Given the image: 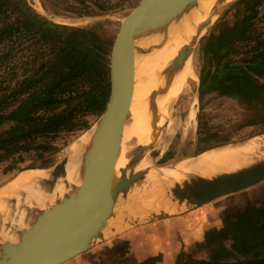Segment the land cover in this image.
Wrapping results in <instances>:
<instances>
[{
  "label": "rangeland",
  "instance_id": "obj_1",
  "mask_svg": "<svg viewBox=\"0 0 264 264\" xmlns=\"http://www.w3.org/2000/svg\"><path fill=\"white\" fill-rule=\"evenodd\" d=\"M25 1L36 13L52 24L81 28L93 32L102 40L103 46L108 52L119 24L140 2V0H86L84 3H78L74 0ZM223 1L225 0H217L218 3L215 4L216 6L212 8L209 14ZM95 5H100L103 10H98ZM245 7L246 2H241L228 8L213 20L195 44L188 59L190 60L192 77L187 79L180 94L172 102L168 119L155 133L152 146L146 153L149 157L151 169L157 168L166 161L174 160L176 157L179 160L186 156L191 158L201 151L224 145L239 144L252 138L264 136V115H261L263 106L260 100H257L258 97L255 100L247 101L236 96L220 95L217 91L221 87L219 83L223 82L224 84L226 78L225 76H213L218 65L223 67L228 61L238 63L250 52L255 54L253 43L249 42L246 46V43L242 40L243 37L247 40L257 37L264 41V0H259L255 8L258 14L255 19L250 21L251 24L243 29L245 34L232 38L226 46L220 43V39H226L230 30L237 29L243 17L248 16L249 12L246 13ZM24 59L25 57L20 59L19 56L17 57L18 78L22 74L20 67ZM251 73L253 79L264 83L263 74L259 72ZM1 75L6 76L3 71L0 72ZM211 82H213L212 86H210ZM190 112H194V122L188 138L183 140L186 120ZM99 118L98 115L81 117L78 119L76 131L62 134L54 140H41L42 149L38 151L41 154L40 156L36 157L32 153L31 155H21L22 161H17L18 156H14L0 162V189L24 170L46 169L53 171L55 166L66 158L68 147L81 134L94 127ZM159 152H164L165 156L156 161L154 156ZM260 160H264V158L257 161ZM140 185L144 190L153 191L152 178L150 177L143 179ZM260 185L259 187L258 185L252 186L251 189L256 191L254 187H257L259 189L257 194L264 197V184L263 186ZM130 194L133 199H130L131 202H127ZM137 195L139 198L144 197V195L140 196L134 191L129 192L125 197L124 195L119 196L116 207L120 212L123 210L129 211L128 214L122 217L123 219L137 215L142 211L136 212L132 204L135 203L132 200L135 201ZM23 196V194H19L15 201L20 202L24 198ZM9 203H11L10 197L3 200V206ZM131 204L132 208H130ZM20 209L18 207V210ZM263 209V207L259 209L261 216H264ZM35 211L32 213L34 214ZM227 213L226 210H222L220 220L205 226L199 225L197 227L200 231L197 235L198 240L192 248H188L190 250H187L186 253L191 252L196 260L203 262H244L242 256L234 249L236 236L233 235L231 229L232 225L236 223L244 224V222L237 217L240 215H236L235 212H232V214ZM13 230L19 232L24 229ZM106 237H109V235H106ZM247 237L248 239L251 238L249 235ZM263 241L264 236H259L255 240V244L260 245ZM100 243L93 241L92 247L81 254V257H85L88 264H124V262L128 264L125 260L120 261L121 263L118 262V257L121 258L128 252L123 242L112 249L113 252L109 250L108 239L103 243V246ZM184 262L185 260H182L180 264Z\"/></svg>",
  "mask_w": 264,
  "mask_h": 264
},
{
  "label": "trees",
  "instance_id": "obj_2",
  "mask_svg": "<svg viewBox=\"0 0 264 264\" xmlns=\"http://www.w3.org/2000/svg\"><path fill=\"white\" fill-rule=\"evenodd\" d=\"M258 1L236 3L246 2L245 10L249 14L237 29L230 30L226 39L219 40L221 44L226 46L232 38L245 34L243 29L258 14L255 9ZM95 6L103 10L100 5ZM243 38L246 46L253 43L254 52L261 51L250 52L238 63L228 61L223 67L218 65L213 76L226 78L224 84L219 83L220 95L247 101L258 97L263 116L264 83L253 79L251 72L264 75V41L257 37ZM109 53L102 40L89 30L52 24L25 0H0V72L6 75L0 76V162L14 156L22 161L21 155L32 153L40 156L41 140H54L76 131L81 117L100 116L109 93ZM18 56L25 57L19 78ZM238 217L244 224L231 226L236 236L234 249L244 262L264 264V241L255 244L259 236H264V216L259 209L246 208ZM182 260H185L183 264L203 263L186 251L180 252L175 264ZM159 261L160 257H152L142 264Z\"/></svg>",
  "mask_w": 264,
  "mask_h": 264
},
{
  "label": "water",
  "instance_id": "obj_3",
  "mask_svg": "<svg viewBox=\"0 0 264 264\" xmlns=\"http://www.w3.org/2000/svg\"><path fill=\"white\" fill-rule=\"evenodd\" d=\"M240 0H225L200 23L199 29L190 36L177 52L171 66H179L190 57L202 33L216 17L223 14ZM197 0H140L138 5L121 21L109 53V93L103 113L95 125L91 149L82 167L81 183L73 188L60 202L43 210H36L33 223L18 232L13 242H0V264H63L100 242L101 234L110 212L120 195L136 192L144 202L168 203L171 213L199 208L218 198L246 190L264 181V160H260L234 173L212 179L192 177L182 183L163 186V203L153 191L140 185L148 178L146 173L125 175L134 169L152 143L140 148L129 161L122 177L113 185L114 167L122 138L125 112L130 107L134 86L135 55H150V46H136L137 37L146 41L159 25H165L188 7H195ZM147 35V36H146ZM156 35L150 36V41ZM157 95V94H156ZM156 98V96H155ZM155 100V99H154ZM196 157V156H192ZM67 159L58 163L42 184L44 189L53 187ZM153 180V179H152ZM153 186V184H152ZM154 187V186H153ZM155 199V200H154ZM158 200V201H157ZM163 207V206H159ZM173 214L149 212L143 217L125 220L127 225L143 224L169 218ZM126 224V223H125ZM202 264H262V262H203Z\"/></svg>",
  "mask_w": 264,
  "mask_h": 264
},
{
  "label": "bare ground",
  "instance_id": "obj_4",
  "mask_svg": "<svg viewBox=\"0 0 264 264\" xmlns=\"http://www.w3.org/2000/svg\"><path fill=\"white\" fill-rule=\"evenodd\" d=\"M217 3V0H197L195 7L185 8L181 13L174 15L167 24L159 25L152 34L156 36L154 39L152 37L151 41L149 38L152 35H146V41L140 37L135 38L136 46L151 44L152 48L150 55L142 56L139 53L135 55L133 92L130 107L125 112L126 121L115 162L113 185L124 175L123 171L136 152L152 143L155 133L168 119L172 102L180 94L187 79L192 77L188 58L179 66L170 67V63L190 36L197 29L200 30V23L206 19ZM193 122L194 112H190L186 120L183 140L191 133ZM94 131L95 126L81 134L68 147L67 163L53 187L46 190L42 186L50 176L49 170L27 169L17 174L0 189V241H15L18 238V231L13 229L28 228L35 219L32 213L34 210L49 208L60 202L73 188L78 189L84 159L91 149ZM262 158H264V136L239 144L208 149L200 152L196 157L186 156L181 160L176 157L155 169L150 168L149 157L144 153L138 165L134 169H128L125 175L132 174L133 171L148 173L147 176L153 179V192L163 203V186L179 184L192 177L212 179L219 175L234 173ZM19 194L24 195L20 202L15 201ZM9 197L11 203L3 206V200ZM130 199H133L131 194L127 202H131ZM18 207L21 209L18 210ZM141 207L146 208L147 213L168 212L172 209L171 207L169 209L168 203L161 205L156 201L153 203L143 201L141 205L136 206V209ZM128 213V210L120 212L114 206L99 240L111 233L105 231L110 229L109 225L115 222L114 219H121ZM124 219L129 220L127 217ZM123 223L122 225H125L126 221ZM116 225L118 226L117 223Z\"/></svg>",
  "mask_w": 264,
  "mask_h": 264
},
{
  "label": "crops",
  "instance_id": "obj_5",
  "mask_svg": "<svg viewBox=\"0 0 264 264\" xmlns=\"http://www.w3.org/2000/svg\"><path fill=\"white\" fill-rule=\"evenodd\" d=\"M164 156V152H159L154 156V159L159 161ZM260 184L263 186L264 181L254 186L258 185L259 187ZM251 188L234 193L232 194L233 197L227 195L189 211L179 213L163 211L167 214H173V216L143 224L127 225L126 222L125 225H122L125 222L123 218L114 219L115 222L110 224V229L107 230L111 232L109 237L105 236L100 241V244L103 246V243L108 239L109 250L113 252L112 249H115L118 244L123 242L128 252L125 256L118 257V262L125 260L129 264H142L149 258L160 257V261L156 264H175L180 252L187 251L189 247L192 248L196 244L198 240L197 235L200 232L197 227L220 220V212L222 210H226L228 212L227 214L235 212L236 215H241L246 208H264V197L257 194L259 189L254 187L256 191H253ZM135 200H132L135 202L132 203L134 209L136 212L142 211L137 213V215L127 217L129 220L148 214L146 208L143 209L141 207V209H136L138 204L141 205L143 199L137 195ZM79 256L63 264H88L85 257H81L82 255Z\"/></svg>",
  "mask_w": 264,
  "mask_h": 264
}]
</instances>
